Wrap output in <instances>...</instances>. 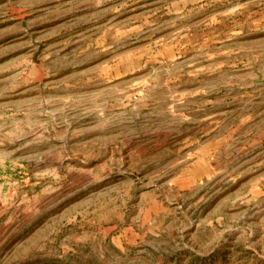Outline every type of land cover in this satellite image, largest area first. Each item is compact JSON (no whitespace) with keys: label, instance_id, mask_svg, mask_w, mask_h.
Instances as JSON below:
<instances>
[{"label":"rangeland","instance_id":"rangeland-1","mask_svg":"<svg viewBox=\"0 0 264 264\" xmlns=\"http://www.w3.org/2000/svg\"><path fill=\"white\" fill-rule=\"evenodd\" d=\"M0 264H264V0H0Z\"/></svg>","mask_w":264,"mask_h":264}]
</instances>
